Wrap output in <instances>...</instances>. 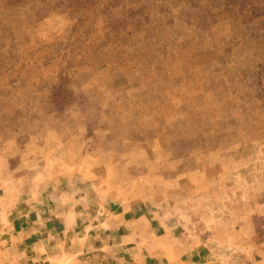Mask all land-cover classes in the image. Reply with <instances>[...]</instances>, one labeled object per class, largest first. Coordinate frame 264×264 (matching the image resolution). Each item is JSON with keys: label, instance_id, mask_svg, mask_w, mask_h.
I'll list each match as a JSON object with an SVG mask.
<instances>
[{"label": "rangeland", "instance_id": "obj_1", "mask_svg": "<svg viewBox=\"0 0 264 264\" xmlns=\"http://www.w3.org/2000/svg\"><path fill=\"white\" fill-rule=\"evenodd\" d=\"M0 264H264V0H0Z\"/></svg>", "mask_w": 264, "mask_h": 264}, {"label": "crops", "instance_id": "obj_2", "mask_svg": "<svg viewBox=\"0 0 264 264\" xmlns=\"http://www.w3.org/2000/svg\"><path fill=\"white\" fill-rule=\"evenodd\" d=\"M81 263V262H80Z\"/></svg>", "mask_w": 264, "mask_h": 264}]
</instances>
